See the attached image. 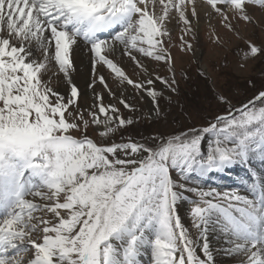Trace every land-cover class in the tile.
<instances>
[{"label": "snow or ice", "instance_id": "1", "mask_svg": "<svg viewBox=\"0 0 264 264\" xmlns=\"http://www.w3.org/2000/svg\"><path fill=\"white\" fill-rule=\"evenodd\" d=\"M205 3L230 31V13L251 22L248 5L264 6V0ZM189 9L197 16L196 0H0V264H215L210 241L217 228L234 237L228 251L244 254V264H264V182L257 173L250 186L255 199L188 187L193 177L237 162L264 164V107H255L264 104V92L239 115L202 129L152 144L102 146L87 135L90 127L106 137L116 130L113 121L119 127L133 121L110 116L118 109L105 107L100 96L101 120L91 107L80 109L75 85L67 98L51 86L56 66L70 78L73 46L83 37L96 64L147 89L155 109L159 94L151 86L173 88L175 80L134 84L107 53L118 43L138 68L134 52L169 63L163 37L174 17L191 31ZM261 51L249 45L253 57ZM189 192L197 197L190 209L197 239L180 215Z\"/></svg>", "mask_w": 264, "mask_h": 264}, {"label": "rangeland", "instance_id": "2", "mask_svg": "<svg viewBox=\"0 0 264 264\" xmlns=\"http://www.w3.org/2000/svg\"><path fill=\"white\" fill-rule=\"evenodd\" d=\"M248 14L251 22L236 19L230 13L231 31L216 14L212 18H206L201 24L191 20V31H187L183 22L179 21L180 27L177 26L174 32H169V36L163 37L164 46L171 54L169 63L134 52L137 60L143 65V68H138L133 60L123 54L124 46L120 44H116L114 51L107 53L108 58L112 59L134 84H146L154 77L169 82L175 80L173 88L159 82L151 86L159 94L155 102L158 106L155 109L154 101L147 95V89L142 91L134 85H129L120 80L106 65L96 64L95 54L91 50L86 66L82 69L87 67L85 71L79 72L75 53L72 52L73 68L70 78L60 73L56 66L51 86L67 98L70 96V87L75 85L80 92V109L87 110L91 107L97 115H100L97 111L100 103L98 98L102 96L105 107L114 106L118 109L117 113H109L110 116L133 121L125 127H119L118 120L113 121L109 126L116 130L106 137L98 135L96 126L90 127L87 135L102 146L133 141L152 144L172 135L202 129L215 123L217 117L230 113L239 115L237 110L248 105L252 100L249 102V98L254 99L258 90L264 89V51L254 57L249 53V45L264 49V6L248 5ZM185 42L191 47L186 48ZM100 76L104 77L105 84H101ZM121 100L126 101L131 108H125L120 103ZM255 107H264V104L256 101ZM85 119H90L87 111ZM100 119L103 120L104 117L100 115ZM99 130H103V125ZM72 134L75 137L81 135L79 132ZM212 139L213 136L209 134L208 141ZM240 165L243 166V171L240 170ZM248 168L251 173L256 172L261 182H264V164L254 158L249 163L241 161L233 164V169L238 170L239 174L231 173L232 180L225 181L221 179L226 175L224 172H215L202 178L193 177L188 182V187H199L204 191L216 189L221 193L232 191L255 199L250 190L253 180L246 171ZM173 178L179 179L175 172ZM185 195L188 200L181 205V219L190 230L192 238L197 239V231L192 227L190 219V209L194 207L192 201L197 197L191 192ZM230 240H234V237L224 234L219 228L213 233L211 249L215 248L222 253L220 256H214L213 253L215 264H244V254H232L228 251L234 247V244L228 242ZM22 255L28 257L31 253ZM145 264L149 262L146 260Z\"/></svg>", "mask_w": 264, "mask_h": 264}, {"label": "bare ground", "instance_id": "3", "mask_svg": "<svg viewBox=\"0 0 264 264\" xmlns=\"http://www.w3.org/2000/svg\"><path fill=\"white\" fill-rule=\"evenodd\" d=\"M149 6H151V4ZM196 12H197V16L193 17L191 15V9H189V12L187 13V15H188V18L190 21L195 20V21L199 22L200 24L203 23L206 18H212L215 14L212 11V9L208 5L205 4V0H196ZM179 21L180 20L178 17H174L171 20V22L168 25L169 32L170 31L174 32L176 30L177 26H179L178 25ZM105 36L107 37L106 34H105ZM90 49H91V45L88 44L87 40H85L83 37L77 38V43H76V45L73 46V52L75 53L74 55L76 56V62H77L78 68H79V72L85 71L87 69V67H86L85 70H82V69H84L83 66H86L87 56L90 55ZM108 53H110V52H108ZM212 252L214 253V256L222 255V253L218 252V250L215 248H213Z\"/></svg>", "mask_w": 264, "mask_h": 264}, {"label": "trees", "instance_id": "4", "mask_svg": "<svg viewBox=\"0 0 264 264\" xmlns=\"http://www.w3.org/2000/svg\"><path fill=\"white\" fill-rule=\"evenodd\" d=\"M260 92H264V89H263V90H258V91L255 93V97H256ZM251 99H253V97H252V98H249V101H250Z\"/></svg>", "mask_w": 264, "mask_h": 264}]
</instances>
